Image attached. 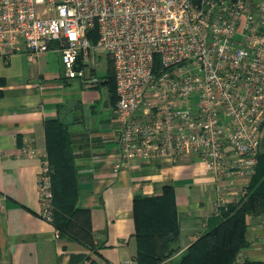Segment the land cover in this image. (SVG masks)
Masks as SVG:
<instances>
[{
    "label": "built area",
    "instance_id": "built-area-1",
    "mask_svg": "<svg viewBox=\"0 0 264 264\" xmlns=\"http://www.w3.org/2000/svg\"><path fill=\"white\" fill-rule=\"evenodd\" d=\"M23 50L57 51L64 77L87 86L107 79L100 55L113 60L116 171L192 153L219 207L248 196L264 132V0H0V54ZM38 193L53 221L48 159Z\"/></svg>",
    "mask_w": 264,
    "mask_h": 264
},
{
    "label": "crops",
    "instance_id": "crops-1",
    "mask_svg": "<svg viewBox=\"0 0 264 264\" xmlns=\"http://www.w3.org/2000/svg\"><path fill=\"white\" fill-rule=\"evenodd\" d=\"M98 85L66 79L54 50L0 54V264H139L134 198L162 195L166 185L180 228L171 262L223 219L216 179L195 154L136 158L114 169L120 154L116 121L101 93L107 86ZM56 118L74 138L77 208L66 223L40 213L38 193V175L49 161L47 121ZM246 238L241 253L264 261L263 214L247 217ZM154 240L159 251L158 234Z\"/></svg>",
    "mask_w": 264,
    "mask_h": 264
},
{
    "label": "trees",
    "instance_id": "trees-1",
    "mask_svg": "<svg viewBox=\"0 0 264 264\" xmlns=\"http://www.w3.org/2000/svg\"><path fill=\"white\" fill-rule=\"evenodd\" d=\"M104 77L107 79L98 86H107L110 96L108 102L113 107L118 95L114 62L111 58ZM47 132L54 205L53 221L55 216H59L63 223H66L77 208L74 138L69 125L60 118L47 121ZM261 145L246 199L222 208L223 219L199 236L177 263L170 261L172 264H233L243 247L248 245L247 217L252 214L264 215V150H261ZM134 213L137 227L135 234L139 242L138 263L163 264L168 256L178 250L180 232L171 185L165 186L162 195H136ZM63 223L58 224L59 228L63 227ZM155 234L160 237L159 251L155 246ZM245 264H264V261L246 258Z\"/></svg>",
    "mask_w": 264,
    "mask_h": 264
},
{
    "label": "rangeland",
    "instance_id": "rangeland-1",
    "mask_svg": "<svg viewBox=\"0 0 264 264\" xmlns=\"http://www.w3.org/2000/svg\"><path fill=\"white\" fill-rule=\"evenodd\" d=\"M107 67H108V61H107V55L104 54L103 55V62L102 65L97 69L98 75L99 77H104L107 74ZM100 84V83H99ZM102 96L104 98V96L106 95L107 98H109V91L108 88H104L101 90ZM262 142L263 144L261 145V150H264V132H263V137H262ZM166 261H170V259H166L164 262ZM163 262V264H164Z\"/></svg>",
    "mask_w": 264,
    "mask_h": 264
},
{
    "label": "water",
    "instance_id": "water-1",
    "mask_svg": "<svg viewBox=\"0 0 264 264\" xmlns=\"http://www.w3.org/2000/svg\"><path fill=\"white\" fill-rule=\"evenodd\" d=\"M77 63H78V66H79V64H80V56H78Z\"/></svg>",
    "mask_w": 264,
    "mask_h": 264
}]
</instances>
